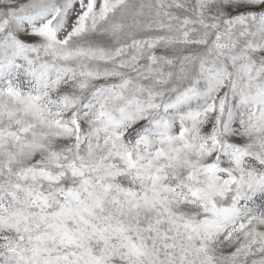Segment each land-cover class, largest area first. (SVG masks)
Segmentation results:
<instances>
[{
    "label": "snow or ice",
    "instance_id": "6c2138e0",
    "mask_svg": "<svg viewBox=\"0 0 264 264\" xmlns=\"http://www.w3.org/2000/svg\"><path fill=\"white\" fill-rule=\"evenodd\" d=\"M0 264H264V0H0Z\"/></svg>",
    "mask_w": 264,
    "mask_h": 264
}]
</instances>
